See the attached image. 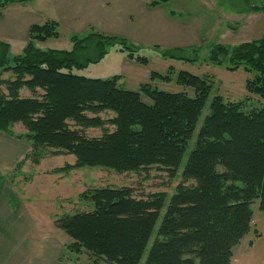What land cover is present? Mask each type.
I'll return each instance as SVG.
<instances>
[{
	"label": "trees",
	"instance_id": "trees-1",
	"mask_svg": "<svg viewBox=\"0 0 264 264\" xmlns=\"http://www.w3.org/2000/svg\"><path fill=\"white\" fill-rule=\"evenodd\" d=\"M15 0H0V17ZM171 0H148L158 8ZM254 12L264 13V0ZM59 38L58 24L32 25L20 55L0 41V133L14 137L20 124L31 152L24 160L37 164L51 156H73V165L57 172L102 168L116 174L150 170L172 179L196 131L211 91L210 83L185 72L177 82L193 97L140 86L139 92L118 87L119 76L88 79L73 74L98 63L106 49L118 46L127 57L136 47L125 39L98 33L71 35L70 51L41 50L36 44ZM92 49L94 56L81 60ZM181 51V50H179ZM162 53L175 60L183 56ZM209 62L228 71L254 73L246 91L264 100V35L232 49L216 45ZM169 81L153 73L152 79ZM28 92V96H22ZM141 94L151 105L141 101ZM248 99L226 103L215 96L197 131L194 147L181 170V182L169 197L164 192L137 196L131 187L87 189L77 197L85 211L57 218L75 253L85 250L106 264H139L154 236L144 264H232L233 248L251 229L250 205L264 212V108L249 109ZM99 129L90 138L85 130ZM56 172V171H55Z\"/></svg>",
	"mask_w": 264,
	"mask_h": 264
},
{
	"label": "rangeland",
	"instance_id": "rangeland-1",
	"mask_svg": "<svg viewBox=\"0 0 264 264\" xmlns=\"http://www.w3.org/2000/svg\"><path fill=\"white\" fill-rule=\"evenodd\" d=\"M256 0H171L158 8H149L148 0H87V31L70 33L64 27L59 38L37 43L41 50L70 51V36L98 33L125 39L136 47L135 57L146 59L145 64L127 57L118 46L106 49L98 63H89L73 74L88 79H111L119 76L118 87L139 92L140 86L150 85L161 92L184 93L194 96L192 88L177 82L180 72L207 80L211 91L197 128L183 155L180 170L170 179L166 173L150 170L140 174H116L102 168L73 169L57 172L73 165V156H51L46 151L39 163L24 160L31 145L17 137L25 133L20 124L13 127L14 137L0 133V264H106L85 250L75 253L69 249L71 239L56 228L62 216L87 210L77 201L87 189L98 187H131L137 196L164 192L169 197L181 182V170L192 151L196 134L215 96L226 103L248 99L246 106L264 108V100L246 91V82L254 77L242 68L228 71L225 63L209 62L211 50L220 45L232 49L256 41L264 35V13L254 12ZM181 50V51H179ZM186 60H175L162 53L170 52ZM94 51L87 55L92 58ZM168 76L169 81L152 79V74ZM23 92L22 96H28ZM141 101L151 100L141 94ZM98 138L101 130L84 131ZM12 139V140H11ZM25 151V154H24ZM21 158L18 159L21 155ZM56 171V172H55ZM251 229L232 251V264H264V212L258 201L250 205ZM151 237L139 264H144L152 245Z\"/></svg>",
	"mask_w": 264,
	"mask_h": 264
},
{
	"label": "crops",
	"instance_id": "crops-1",
	"mask_svg": "<svg viewBox=\"0 0 264 264\" xmlns=\"http://www.w3.org/2000/svg\"><path fill=\"white\" fill-rule=\"evenodd\" d=\"M47 21L56 22L58 30L64 27L70 33L86 32L87 0H15L0 17V41L9 46L11 55H20L29 40L30 27ZM1 210L2 205L0 220Z\"/></svg>",
	"mask_w": 264,
	"mask_h": 264
}]
</instances>
